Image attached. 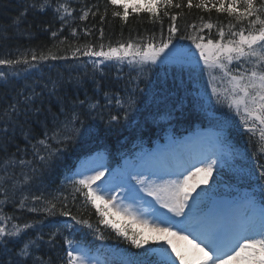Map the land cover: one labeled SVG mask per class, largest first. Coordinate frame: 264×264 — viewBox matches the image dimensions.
<instances>
[{
	"label": "snow or ice",
	"instance_id": "6c2138e0",
	"mask_svg": "<svg viewBox=\"0 0 264 264\" xmlns=\"http://www.w3.org/2000/svg\"><path fill=\"white\" fill-rule=\"evenodd\" d=\"M109 6L111 15L122 21L128 20L129 10L138 16L147 13L150 20L161 25L159 39L153 33L146 39L118 41L115 45L111 42L107 46L103 43L69 45L70 55H59L51 50L37 54L35 49L23 52L17 49L16 58H0V66H4L0 68V80L8 81L18 70L38 69L49 60L71 58L80 61L81 57H86L87 61L82 63L85 67L91 64L94 70L109 64H127L136 73L135 77L125 84L123 92L106 91L104 99L106 106L114 105L124 112V119H128L129 109L137 103L139 85L133 81H139L146 72H151L150 65L176 64L181 68L187 65L191 69L190 76L192 72H203L208 76L206 88L211 89L217 104H226L239 118L240 128L248 135L250 146L254 143L255 147L256 166L254 170H248L247 175L258 183L253 192L245 194L242 203L224 201L209 208L206 198L209 197L210 179L226 163L222 155L201 153L173 170L166 160L145 154L139 167L131 165L120 174L107 170V176L103 164L85 161L72 176L65 177L55 194L38 188L23 196L18 204L11 202L28 213L43 214L45 219L64 217L63 228L72 230L79 225L97 233L96 239H103L101 226L111 229L132 248L143 249L128 254L122 264H264V163L260 162L264 159V0H142V3L138 0H106L103 14L99 12V5H85L80 8L79 19L83 21L89 15H99L103 22ZM52 8L51 0H29L20 18L30 9L44 12ZM93 8L96 11H92ZM69 9L67 2L55 5L54 12L63 22L61 31L69 19H75V10ZM185 9L189 10L187 14L196 9L209 15L207 19L198 16L200 26L189 23L188 34L180 35L178 20L186 15ZM212 12L218 16L226 15L227 23L214 24ZM20 18L13 21L17 28ZM165 18L169 21L166 36L163 32ZM214 28L215 37L211 32ZM205 29L209 30L207 36L203 34ZM5 31L0 30V34ZM83 31L85 36L91 34L90 29ZM51 35L55 39L58 33ZM71 35L77 36L76 28L71 29ZM177 36L189 41L190 46L174 43ZM100 39L103 40V29H100ZM66 42L67 38L60 41L61 44ZM20 66H24L23 69ZM50 85L45 83L40 92L35 87L26 88L23 91L30 90L27 96L23 91L17 93L0 114V122L5 125L0 129V136L8 140L9 127L13 133L19 127L32 149L33 160L39 161L40 169L54 167L78 137L90 135V129L84 128L77 109L94 110L101 106L99 100L93 101L86 96L84 100L73 101L69 107L67 99L57 91L63 87L62 82L50 78ZM53 98L58 105L56 113L43 107ZM35 100L40 101L39 106L34 107ZM119 111L110 115L109 129L121 123ZM61 116L64 117L62 120ZM33 123L41 129L40 138L31 127ZM228 123L229 118L225 117L222 127ZM17 151L21 149L17 148ZM15 156V153L6 155L0 161V192L4 194V200H0V247L11 253L7 245L23 240L15 253V264H28L29 261L31 264H53L50 257L45 259L35 254L44 242V233L37 229V225H43V220L21 223V217L3 210L10 202L9 184L15 191L18 184L34 181L38 171L32 168L33 176L21 171L20 175L24 177L21 181L14 171L17 163L24 167L32 161L20 159L17 162ZM78 200L84 207L94 209L95 227L90 216L85 218L73 213ZM14 220L18 222L13 223ZM28 231H35V236L23 239ZM61 236L67 246L66 250L62 248L66 255L58 257L61 264H92L88 250L64 235L60 227L48 233L47 243L54 245Z\"/></svg>",
	"mask_w": 264,
	"mask_h": 264
},
{
	"label": "trees",
	"instance_id": "16d2710c",
	"mask_svg": "<svg viewBox=\"0 0 264 264\" xmlns=\"http://www.w3.org/2000/svg\"><path fill=\"white\" fill-rule=\"evenodd\" d=\"M29 0H0V30L7 31L0 34V58H16L17 49L23 52L25 49H35L37 54L41 51L47 53L49 50L56 52L59 55H70L69 45L80 46L84 44H100L107 46L110 42L115 45L118 41H128L129 39L139 40L141 37L145 39L155 33L159 39L161 25L154 23L149 19L147 13H141L139 16L130 11V16L127 21H122L118 17L111 15V7L103 22L100 21V16L93 17L89 15L86 20L81 21L80 8L82 6L99 5V12L103 14L106 0H51L52 9H47L44 12L37 10H28L24 17L20 18V13L24 11L25 4ZM67 2L70 5V11L75 10L73 15L75 19H69L68 23L61 27L63 22L58 18V14L54 12L57 3ZM92 11H96L95 8ZM186 15L178 20L180 26V35H186L189 32L187 24L195 23L200 26L198 16L208 18V13L192 9L190 14L188 9L184 10ZM19 20L18 28L13 25V21ZM212 22L219 24L220 22L227 23L226 15H219L215 12L211 13ZM169 21L164 19L163 32L167 35ZM77 29V36L71 35V29ZM84 29H90L91 34L84 35ZM100 29H103V40L100 39ZM52 32H57L58 35L54 39ZM209 30H204V35H208ZM212 36L215 37L216 29H212ZM23 33V34H22ZM67 38V42L61 44L60 41ZM179 41L183 44H190L187 40H180L177 36L174 42ZM30 55V54H29ZM88 58L81 57L80 61H46L38 69H30L28 71L18 70L16 75H11L8 81L0 80V114L12 102L13 98L17 97V93L24 89L35 87L37 92L45 83L50 85V78L57 79L62 82L63 87L58 88L60 96L67 99L69 107L71 103L77 99L84 100L87 96L93 101L99 100L100 107L89 110L87 107L77 109L80 114V119L84 122V128L90 129V135L78 137L71 144L67 152H65L51 169H40L38 160H33L32 149L24 139V133L19 127L13 133L9 127V137L6 140L0 136V161L6 155L16 154L17 162L20 159L32 161L31 165L20 166L17 163L14 171L22 181L23 176L21 171L28 176H33L32 168H37L38 171L34 174L36 179L29 181L28 184H18L14 191L11 184L8 186L7 195L9 203L4 205V212L15 214L22 219L19 222L27 220H43V225H37V229L44 233V242L42 248L35 253L45 259L49 257L53 264H59L58 256L62 251V243L58 238L54 245L47 243L48 233L54 231L58 225L59 217H48L45 219L43 214L28 213L16 207L19 200L23 196H28L30 192H36L39 188L46 193L55 194V190L61 186L59 183L60 175L65 172L73 163V160L84 153L95 148H104L108 151L110 157L113 154L120 153L122 150L129 148L130 140H138L139 137L148 138L149 135L156 137L161 135L165 130L172 129L174 131H185L193 128L196 125L214 126L220 129L224 134L228 135L233 141L232 156L230 160L234 161L235 166H231L226 160L223 167L218 172H214L210 179L211 190L217 196L235 195L240 189H248L253 192L255 184L258 181L253 180L247 175L248 170H254L256 161L253 159L255 151L254 143L250 146L248 135L239 126V118L230 112L227 105L221 106L212 98L211 89H207L208 76L203 72H192L188 66L181 68L176 64L165 65H150L151 72H146L138 83L139 87L136 93V105L133 109H129L128 119H124V112L119 111L115 106H106L104 93L106 91H124L125 84L135 77L136 73L132 71L127 64L117 66L109 64L101 66L99 70H94L91 64L86 67L82 61H87ZM4 66H0L3 68ZM24 66H20L23 69ZM203 68V65H200ZM122 69V71H121ZM94 74V78H93ZM81 81V83H76ZM23 95H30L29 91H23ZM47 93H45V96ZM22 100V97H20ZM40 101H34V107L39 106ZM45 109L50 108L52 113L58 111L56 99L53 98L51 103L47 101L43 104ZM119 111L121 123L109 129L107 122L111 114H116ZM219 113V117L215 115ZM225 117L229 118L227 126L222 127ZM42 118V117H41ZM64 117L61 116L62 120ZM115 123V122H113ZM4 123L0 122V129L4 128ZM27 125L25 129H27ZM40 138L41 129L34 123L31 125ZM79 127V125H78ZM83 130V129H82ZM34 142V141H33ZM17 148L21 151H17ZM27 148L25 152L24 149ZM6 149V151H5ZM264 163V159L260 160ZM2 174V173H0ZM212 180L215 183H212ZM257 195H259L257 193ZM0 200H4L3 192H0ZM11 201H15L16 204ZM28 203H31L29 197ZM71 203V201H70ZM74 214H82L85 218L91 217V221L96 226V216L94 209L84 207L80 201H77L76 206L72 209ZM18 221L14 220L13 223ZM35 231H28L23 239L34 237ZM103 239L98 241L105 242L112 247L116 252H120L123 258L128 254L136 253L137 250L124 242L121 238L115 236V233L109 229H104L101 226ZM83 238L86 241L95 240L97 233L92 232L87 228H83ZM23 240L10 242L7 248L11 253L6 252L0 247V264H15L17 259L15 253L22 246ZM26 259V258H25ZM31 264V261L28 262Z\"/></svg>",
	"mask_w": 264,
	"mask_h": 264
},
{
	"label": "rangeland",
	"instance_id": "374dc122",
	"mask_svg": "<svg viewBox=\"0 0 264 264\" xmlns=\"http://www.w3.org/2000/svg\"><path fill=\"white\" fill-rule=\"evenodd\" d=\"M193 51H195L194 49H193ZM196 140H199V136H196ZM196 143H198V142H195L194 144H196ZM183 155L184 156V153L180 150V151H175V152H173V156L174 157H177L178 155ZM212 158H215V157H212ZM96 159L97 158H95L94 160H95V162H96ZM133 165H136V166H140V165H137V163L136 164H133ZM130 165L128 164L127 165V163L125 164V166L124 167H122V171L124 170V169H126L127 167H129ZM75 172V171H74ZM194 195H195V193H194ZM243 202V201H242ZM128 203V201H125V204H127ZM145 207H146V205H145ZM114 218H116V217H114ZM118 219V218H117ZM81 246H83L82 244H81ZM156 245H153V247H155ZM84 247V246H83ZM104 254V253H103ZM92 264H105V261H104V258L103 257H101V256H99V255H97V257L96 258H94L93 257V259H92Z\"/></svg>",
	"mask_w": 264,
	"mask_h": 264
},
{
	"label": "bare ground",
	"instance_id": "6f19581e",
	"mask_svg": "<svg viewBox=\"0 0 264 264\" xmlns=\"http://www.w3.org/2000/svg\"><path fill=\"white\" fill-rule=\"evenodd\" d=\"M162 148H163V151H164L166 147H165V148H164V147H162ZM162 148H161V149H162ZM167 151H169V150H167Z\"/></svg>",
	"mask_w": 264,
	"mask_h": 264
}]
</instances>
